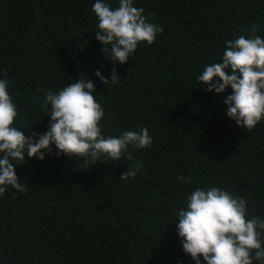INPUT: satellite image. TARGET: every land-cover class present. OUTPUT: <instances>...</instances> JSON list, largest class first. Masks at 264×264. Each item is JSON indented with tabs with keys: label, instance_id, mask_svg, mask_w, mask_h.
I'll return each mask as SVG.
<instances>
[{
	"label": "trees",
	"instance_id": "16d2710c",
	"mask_svg": "<svg viewBox=\"0 0 264 264\" xmlns=\"http://www.w3.org/2000/svg\"><path fill=\"white\" fill-rule=\"evenodd\" d=\"M93 2L0 0V78L11 80L16 126L47 131L45 93L84 72L105 134L147 127L153 145L97 164L57 157L54 146L44 160L26 158L16 173L27 191L0 199V264H194L173 222L195 186L226 188L264 217V121L246 132L226 115L231 88L208 92L196 80L226 39L253 28L264 36V0H136L164 32L122 65L105 59ZM97 69L115 79L105 85ZM137 163L135 177L120 179Z\"/></svg>",
	"mask_w": 264,
	"mask_h": 264
},
{
	"label": "clouds",
	"instance_id": "9594fccd",
	"mask_svg": "<svg viewBox=\"0 0 264 264\" xmlns=\"http://www.w3.org/2000/svg\"><path fill=\"white\" fill-rule=\"evenodd\" d=\"M136 0H94L92 11L97 23L94 32L102 45L106 61L124 64L136 52L138 45H151L163 26L154 23ZM237 35L224 41L219 62L204 65L196 80L208 92L223 94L230 87L223 103L226 115L235 125L251 132L264 121V36ZM109 80L97 69L95 76L105 85ZM74 82L65 83L57 91L45 93L43 106L50 116L47 131L35 130L26 135L16 126L20 115L10 92V78H0V199L9 188L26 192L16 166L26 158L44 160L53 152L57 157L84 158L97 164L102 157L111 161L126 158L129 147L150 148L153 137L147 127L138 131L124 130L118 135H106L101 121L105 109L98 101L95 82L81 72ZM130 158V155L127 157ZM141 165L129 166L120 179L135 177ZM184 184L192 178L177 177ZM246 197L215 186H195L185 193L183 206L175 214L176 232L185 255L194 264H264V217L249 216ZM178 264H182L178 262Z\"/></svg>",
	"mask_w": 264,
	"mask_h": 264
}]
</instances>
